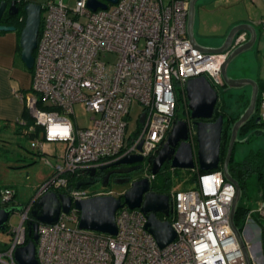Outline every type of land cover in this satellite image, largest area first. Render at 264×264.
<instances>
[{
  "label": "built area",
  "instance_id": "2783aa9c",
  "mask_svg": "<svg viewBox=\"0 0 264 264\" xmlns=\"http://www.w3.org/2000/svg\"><path fill=\"white\" fill-rule=\"evenodd\" d=\"M89 1L77 0L73 10L63 0L43 7L31 88L36 96L15 95L34 120L32 126L20 122L24 134L40 130L44 140L64 143L65 149L55 163L45 158L53 174L23 208L19 226L9 227L12 241L0 250V264H18L15 254L27 245V223L35 222L31 210L47 193L62 191L73 204L87 200L94 194L72 188L71 178L82 179L131 156L147 159V168L152 169L150 160L157 157L175 124L183 121L177 115L178 90L188 111V81L205 77L217 91L224 88L223 65L248 41L246 33L240 34L232 49L222 54L196 49L188 36L185 0L117 4L98 0L107 9L97 11ZM261 25L264 33V20ZM107 55L116 56V62L105 60ZM135 103L142 112L137 130L130 134ZM80 104L94 115L91 128L81 129L71 119ZM259 110L264 122V99ZM185 122L196 155V130L189 117ZM33 150L44 153L42 139L33 140ZM0 195L2 206L8 207L16 193L5 189ZM235 195V186L222 170L199 176L194 189L166 195L170 215L158 213L163 215L158 219L169 222L176 237L164 248L139 208L124 206L117 211L116 236L80 229L79 212L73 208L69 214L61 213L55 225L39 224L36 258L38 264H247L230 226ZM68 219L77 222V228L69 229Z\"/></svg>",
  "mask_w": 264,
  "mask_h": 264
},
{
  "label": "water",
  "instance_id": "95a60500",
  "mask_svg": "<svg viewBox=\"0 0 264 264\" xmlns=\"http://www.w3.org/2000/svg\"><path fill=\"white\" fill-rule=\"evenodd\" d=\"M112 4H117L119 0H106ZM201 0L189 1L188 14V36L193 46L206 54H222L230 51L236 38L242 33L250 34V39L245 44L233 50L227 61L222 67V78L226 90H242L251 87L252 94L250 103L244 113L235 122L231 131V139L228 147L226 159L223 164V173L225 179L236 188V195L232 204L230 216V226L240 246L247 264H254L252 249L248 244L245 231L236 226L235 217L243 197V191L239 182L230 174L229 165L233 158L235 147L238 143L247 141L239 140V132L244 128L257 114L259 85L256 81L250 79H237L229 75V70L235 61L246 52L250 51L258 41V34L255 28L249 25H239L234 27L228 34L224 44L220 48H205L199 45L195 37V24L197 17V5ZM89 7L93 11L107 9V5L98 0H90ZM25 14V24L21 32L20 47L21 60L28 70H33L35 63V51L38 46V38L42 26L43 6L30 2L23 8ZM21 12L16 1L0 3V32H14L15 26L1 25L2 21L7 20V16L13 18ZM188 99V109L193 120V127L197 135V152L188 142L189 125L187 122L178 121L172 129L166 144L160 150L154 159L152 174L157 175L165 163L170 162L174 169L192 170L196 167L204 171H215L220 167L221 140L224 127V117L220 116L215 122H209L215 114L216 106L219 102V92L213 87L211 82L200 77L188 81L186 87ZM144 117L141 120L143 123ZM261 119H257V124ZM144 158L141 156L127 157L120 164L142 163ZM136 170L131 169L127 172ZM96 169L91 171L94 175ZM108 179L106 178V183ZM94 180L80 181L77 189L91 186ZM127 206L129 209H141L148 216V229L156 238L159 246L164 248L174 241L176 234L169 222H162L157 218L158 213L170 215V201L168 196L159 195L151 191V182L149 179H141L134 182L131 188L121 197L114 196H96L87 200L77 201L73 204L72 200L64 194L49 192L39 199L31 210L33 221V238L24 247L18 249L15 254L18 264H38L36 258V245L38 243L39 224L55 225L58 223L61 213L69 214L74 208L80 213L79 228L82 230L95 231L111 236L117 235L116 214L117 211ZM21 212L16 208L0 209V231L6 229L10 217ZM261 246V245H260Z\"/></svg>",
  "mask_w": 264,
  "mask_h": 264
},
{
  "label": "crops",
  "instance_id": "0c3cea01",
  "mask_svg": "<svg viewBox=\"0 0 264 264\" xmlns=\"http://www.w3.org/2000/svg\"><path fill=\"white\" fill-rule=\"evenodd\" d=\"M3 1L10 3L15 0H0V3ZM27 1L35 2L39 4V0H27ZM217 2L218 3L215 4L214 6L210 5L209 7L205 5V3L203 4L199 3L197 5V17L195 24V37L197 42L199 43V45L205 48H211V49L220 48L224 44L230 31L234 27L244 24L252 26L257 31L258 41L256 42V45L254 46L253 49L241 55L235 61V63L231 66L229 70V75L237 79L243 78V79L254 80L258 83V85L260 83H264V33L261 25L262 21L264 20V0H219ZM223 10L226 11L228 10V13L224 15L221 14V11ZM206 13L213 14L212 18L206 20L204 17ZM7 18L9 17L7 16ZM1 25L15 26L13 24H10V22L7 20L2 21ZM15 27L17 28V30L14 32H0V125H6L10 128H13V130L17 132V128L19 129V127H22L20 122L24 121L27 124L28 120H26L23 116L25 110V104L22 103L18 98H16L15 94L22 93L27 95L29 88L31 91L34 72L33 70L31 71L28 70L25 64L23 63V61L21 60L22 50L20 47V37L23 29H21V27L18 26ZM244 33L247 34L249 40L250 34L247 32H242L241 34ZM221 90H224L226 94L229 95V98H233V97L238 98L237 103L239 104L237 109L241 108V111L239 113L243 114L244 111L247 109L244 107V101L248 99L250 101V97L252 94L251 87H246L238 91L226 90V87L221 88L218 91L219 95L222 99H226L224 96L222 97V95L220 94ZM220 97H219V101H220ZM187 112H188L187 116L192 122L193 120L191 119V113L189 109ZM259 116H260V110H259ZM37 131H38V136L36 138L41 139L40 130ZM20 133L24 135V130H21ZM20 158L21 156L18 157V160ZM46 159H48L47 156ZM19 166L20 165H16L12 167L18 169L20 168ZM73 188L77 189V186ZM83 188L84 187H82L81 189ZM6 189L15 190L11 186L7 187ZM35 195L31 197L30 201L27 202L26 204L16 203L15 202L16 198H15L14 201L11 203V205L8 206V208L11 207L14 208L15 206L18 207L16 209H20L22 211V208L20 207L24 208L25 206L30 204L35 198ZM94 195L93 197H95ZM1 208H6V207L1 206ZM261 214L263 213L261 212ZM255 225L259 228V226L256 223ZM249 232H252V234L255 235L252 236V238H251L252 234L249 235L250 236L249 238H251V240L254 237H256L257 239V234L253 229H249ZM8 233L10 234L9 226H8ZM260 245H261V230H260V242H259L260 250L259 252H256L254 254L255 259L256 258L258 259V257H260V253H262V249ZM260 258H263V254L262 257Z\"/></svg>",
  "mask_w": 264,
  "mask_h": 264
},
{
  "label": "rangeland",
  "instance_id": "374dc122",
  "mask_svg": "<svg viewBox=\"0 0 264 264\" xmlns=\"http://www.w3.org/2000/svg\"><path fill=\"white\" fill-rule=\"evenodd\" d=\"M61 0H39V4L45 6L48 3H56L59 4ZM166 3L169 0H164ZM219 0H201L199 3L207 5L208 7L214 6L217 4ZM77 0H63L65 6H67L70 10L75 9ZM198 3V4H199ZM211 8V7H210ZM208 8V9H210ZM228 13V10L221 11V14ZM213 14L206 13L204 15L205 19H211ZM36 56V53L34 54ZM115 63L117 57L114 55H107L105 56V60ZM34 70V69H33ZM231 91V90H230ZM220 94L222 97L226 98V104L230 112L237 114L241 111V108L237 109L238 107V98L233 97L229 98V95L226 94L224 90H221ZM229 94V93H228ZM28 96L29 98H34L36 94L28 89ZM179 103L177 105V115L179 120L186 121L187 116V106L185 100L183 99L181 91L178 90L177 93ZM17 98V97H16ZM131 112V120L129 123V133L132 134L137 130V121L140 113L142 112V107L135 103L132 106ZM94 115L86 110L84 104L76 105L75 107V116L71 117L73 123L81 128V129H88L92 127V119ZM5 126V127H4ZM6 125H0V191H4L7 187H13L15 191L18 193L15 199L16 203L26 204L30 201L31 197L36 194L37 189L45 183L53 174V170L46 166L45 164V156H40L39 151H34L33 147V140L30 139L27 135L21 134L20 130L17 128V132ZM18 133V134H17ZM41 139L43 140L44 144V153L47 155V158L52 162L55 163L58 159L57 157L61 156V153L65 149V144L61 142H50L44 140L43 134L41 135ZM264 146V131H261L259 135L253 136L252 140L248 143H238L236 146L235 152V159L242 160L251 150H256L260 147ZM21 158L18 160V157ZM20 165L18 169L13 168L12 166ZM147 164L143 165V169L139 174L135 175V179L138 178H145L147 175ZM181 170V169H179ZM185 172V170L179 171V173ZM150 174L151 171L149 172ZM173 179L178 182V184H183L187 181V177L183 174L176 176V173L173 171L171 172ZM197 186V183L189 188L184 189L182 185V189L178 191H185L194 189ZM186 188L188 185L185 186ZM129 185H120V186H111L110 190L105 189L103 186H90L84 187L83 189L86 190L90 195L101 193L105 191H113L112 193L116 196H120L124 194ZM175 190V189H174ZM170 194V192H169ZM258 191L252 190L250 192V199H251V206L254 208V211H261L264 214V203L260 200V197L257 196ZM2 204V197L0 195V205ZM14 208H18L15 207ZM23 209V207H20ZM80 216V213H78ZM159 217H163L162 214H159ZM21 222V212L16 213L11 216L7 225L12 227L19 226ZM78 223L68 219L67 220V227L69 229L77 228ZM255 222L251 218L247 221V226L245 227V235L247 241L252 248L253 256L256 252H259V242H260V228L257 226L255 227ZM249 229H253L257 234V239L254 237L252 240V232H249ZM252 234V235H251ZM251 235V238H249ZM12 235L8 232L0 231V250L8 247L11 244ZM260 257H262V253H260ZM258 257L255 259L256 264H264L263 258ZM255 258V257H254Z\"/></svg>",
  "mask_w": 264,
  "mask_h": 264
},
{
  "label": "trees",
  "instance_id": "16d2710c",
  "mask_svg": "<svg viewBox=\"0 0 264 264\" xmlns=\"http://www.w3.org/2000/svg\"><path fill=\"white\" fill-rule=\"evenodd\" d=\"M15 1L18 7H20L21 12L19 15L13 18L10 17L7 18V21H9L10 24L21 27V29H23L25 24V14L23 8L30 2L27 0H15ZM185 1L189 2L190 0H185ZM259 89L260 92L258 97L257 114L253 118V120L250 121L239 132V140L242 141L244 139H247L246 143L250 142L253 136L259 135L261 131H264V122L261 121L260 124H257V119L260 118L259 116L260 102L264 99V83L259 84ZM226 103H227L226 99H222L220 97V101L218 102L215 109L214 117L209 121V122H215L220 116L224 117V127L222 133L221 152H220L221 162L218 170H223V164L227 156L228 147L231 139L232 127L242 115V113L234 114L230 112ZM249 103H250L249 99L245 100L244 107L247 108ZM23 116L26 120H28L27 122L28 126L34 125V120L28 113L26 106ZM18 130L21 131L24 130V128L19 127ZM27 136L30 137V139H35L38 136V131L36 134H29ZM235 152H236V147L234 150L233 158L229 165V170L232 177L239 182V185L243 191V197L241 199L238 212L235 217V223L236 226L241 230V232L244 231L249 218L254 220V222L259 226L261 230V248L264 258V215L261 214V211L259 210L254 211V208H252L251 206V199H250V192L252 190H256L258 191L257 196L260 197V200L264 203V147H260L256 150H251L242 160L235 159ZM39 155L47 156L45 153H40ZM153 162H154V158L150 160L151 166ZM150 171H152V169L148 167L147 174L151 182V190L159 195H169V192L171 193L172 191L178 192L180 188L182 189L180 185H182L184 189H189L197 183L199 176L212 172V171L204 172L199 168L198 165H196V167L192 170H185V172L179 173V171L181 170L174 169L170 162L165 163L157 175L153 176L152 174L149 173ZM172 171L176 173V176L179 177L180 174H183L184 176L187 177V181H185L183 184H178V182H176V180H174L173 176L171 175ZM71 181H73V184H71V187L73 188L77 186V184L81 181V179L77 180L76 178H71ZM186 185H188L187 188L185 187ZM13 191L16 193L15 190ZM58 193L62 194L64 192L61 191ZM16 196L17 193L14 199L16 198ZM32 226H33V222L29 221L27 223V236H26L27 244L33 238ZM4 231L8 232V225L6 226V229Z\"/></svg>",
  "mask_w": 264,
  "mask_h": 264
},
{
  "label": "flooded vegetation",
  "instance_id": "af4514ba",
  "mask_svg": "<svg viewBox=\"0 0 264 264\" xmlns=\"http://www.w3.org/2000/svg\"><path fill=\"white\" fill-rule=\"evenodd\" d=\"M147 163H148L147 159H144L142 163H136L130 165L120 164L119 162L110 163L105 166L99 167L93 176H91L90 173L86 174L81 180L82 181L94 180V184H93L94 186H103L105 189L109 188V190L111 186L114 185L115 186L129 185V188L127 189L128 191L134 182L141 179H146V178L148 179V174L146 175L145 178H138V179L134 178L136 174H139L142 171L143 165ZM134 168L136 170L132 172H127L128 170ZM106 178L108 179L107 183H106ZM110 192L113 191H106V193H110ZM157 218H159L158 214H157Z\"/></svg>",
  "mask_w": 264,
  "mask_h": 264
},
{
  "label": "clouds",
  "instance_id": "9594fccd",
  "mask_svg": "<svg viewBox=\"0 0 264 264\" xmlns=\"http://www.w3.org/2000/svg\"><path fill=\"white\" fill-rule=\"evenodd\" d=\"M261 119V118H260ZM262 121V120H261ZM197 165V164H196ZM218 170V169H217ZM223 171V170H222ZM213 172V171H212ZM151 173H152V171H151ZM224 174V173H223ZM82 181V180H81ZM57 194H59V193H57ZM63 194V193H62ZM65 195V194H64ZM122 196V195H121ZM121 196H114V197H116V198H119V197H121ZM96 197V196H95ZM91 198H93V197H91ZM6 208H8V207H6ZM12 208V207H11ZM23 210V209H22ZM22 212V211H21ZM14 215V214H13ZM250 219V218H249ZM248 219V220H249ZM244 231H245V229H244ZM249 244V243H248ZM250 246V245H249ZM252 249V248H251ZM262 249V248H261ZM252 255H253V252H252ZM253 258H254V256H253ZM256 262H255V258H254V264H255Z\"/></svg>",
  "mask_w": 264,
  "mask_h": 264
}]
</instances>
